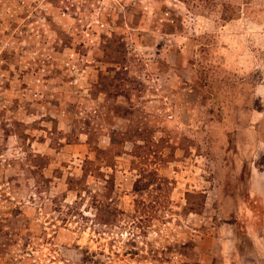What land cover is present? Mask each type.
<instances>
[{"label":"rangeland","instance_id":"rangeland-1","mask_svg":"<svg viewBox=\"0 0 264 264\" xmlns=\"http://www.w3.org/2000/svg\"><path fill=\"white\" fill-rule=\"evenodd\" d=\"M0 264H264V0H0Z\"/></svg>","mask_w":264,"mask_h":264}]
</instances>
